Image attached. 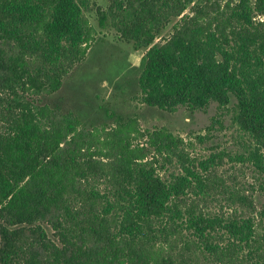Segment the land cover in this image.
Instances as JSON below:
<instances>
[{"label": "trees", "instance_id": "16d2710c", "mask_svg": "<svg viewBox=\"0 0 264 264\" xmlns=\"http://www.w3.org/2000/svg\"><path fill=\"white\" fill-rule=\"evenodd\" d=\"M105 1L100 28L146 50L142 103L230 110L234 161L264 191V0ZM93 3L0 0V264H264V207L223 190L221 152L200 161L165 128L89 127L45 101L97 39Z\"/></svg>", "mask_w": 264, "mask_h": 264}, {"label": "rangeland", "instance_id": "374dc122", "mask_svg": "<svg viewBox=\"0 0 264 264\" xmlns=\"http://www.w3.org/2000/svg\"><path fill=\"white\" fill-rule=\"evenodd\" d=\"M95 3L87 16L97 30L96 41L92 43L86 59L64 80L62 88L44 97L45 101L61 104L89 127L110 126L115 118L122 117L136 118L143 131L165 128L183 138L188 144L187 151L200 161L221 152L224 156L217 175L225 184L223 190L252 194L260 211L264 207V191L260 188L262 180L251 166L234 161V157L246 153V137L233 124L232 112L226 110L221 114L217 103H212L206 111L197 112H189L184 107L168 112L142 103L137 81L146 50L136 51L133 44L121 41L109 27L101 29L96 8H104L108 3L105 0H95ZM190 8L186 14H190ZM179 21L173 19L165 25L157 41L167 38ZM167 167L172 173L176 170V163L167 164ZM211 206L220 210L219 203ZM44 227L52 237L51 228L47 224Z\"/></svg>", "mask_w": 264, "mask_h": 264}]
</instances>
